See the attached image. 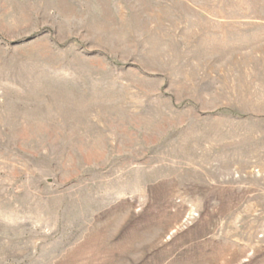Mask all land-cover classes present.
Segmentation results:
<instances>
[{
    "label": "rangeland",
    "instance_id": "rangeland-1",
    "mask_svg": "<svg viewBox=\"0 0 264 264\" xmlns=\"http://www.w3.org/2000/svg\"><path fill=\"white\" fill-rule=\"evenodd\" d=\"M0 264H264V0H0Z\"/></svg>",
    "mask_w": 264,
    "mask_h": 264
}]
</instances>
